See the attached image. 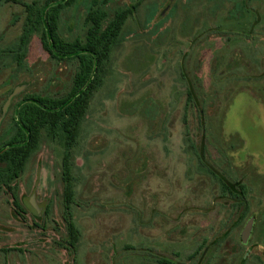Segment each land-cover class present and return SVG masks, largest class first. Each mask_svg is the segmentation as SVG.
<instances>
[{
	"label": "rangeland",
	"instance_id": "obj_1",
	"mask_svg": "<svg viewBox=\"0 0 264 264\" xmlns=\"http://www.w3.org/2000/svg\"><path fill=\"white\" fill-rule=\"evenodd\" d=\"M97 1L105 26L140 5L73 152L78 248L63 143L44 133L17 181L22 211L0 189V264H264V0H77L64 40L85 38ZM33 2L44 0H0V147L17 134L18 105L67 98L79 68L51 58L38 32L20 44Z\"/></svg>",
	"mask_w": 264,
	"mask_h": 264
},
{
	"label": "trees",
	"instance_id": "obj_2",
	"mask_svg": "<svg viewBox=\"0 0 264 264\" xmlns=\"http://www.w3.org/2000/svg\"><path fill=\"white\" fill-rule=\"evenodd\" d=\"M14 0H8V2ZM77 0H44L25 3L26 23L20 44L26 46L33 33L41 35V42L48 55L57 61L76 60L78 72L70 95L61 100L31 96L16 108L17 134L0 147V189L11 194L14 207L22 211L17 194V181L24 173L30 159L38 151L43 134L62 140V181L64 184V219L68 230V246L76 251L80 231L73 219L76 205V183L73 152L79 141L81 127L88 113L94 94L103 86L105 65L110 60L127 20L140 3L118 11L106 26L107 11L97 2L86 17L87 32L84 39L64 40L60 35L61 16L73 7ZM223 190L239 198L234 189L221 181ZM242 201L246 204L245 186L241 185ZM170 264V263H167Z\"/></svg>",
	"mask_w": 264,
	"mask_h": 264
},
{
	"label": "water",
	"instance_id": "obj_3",
	"mask_svg": "<svg viewBox=\"0 0 264 264\" xmlns=\"http://www.w3.org/2000/svg\"><path fill=\"white\" fill-rule=\"evenodd\" d=\"M18 90H16L13 94H12V97L14 96V94H16V92H17ZM10 99H11V97H10ZM10 101V100H9ZM253 224H254V220H253V218H251L249 221H248V223H247V225H246V227H245V229L243 230V242L246 244L247 242H248V240H249V238H250V236H251V233H252V230H253Z\"/></svg>",
	"mask_w": 264,
	"mask_h": 264
}]
</instances>
